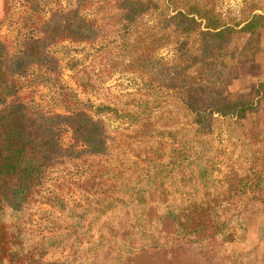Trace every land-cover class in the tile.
<instances>
[{
    "label": "trees",
    "instance_id": "obj_1",
    "mask_svg": "<svg viewBox=\"0 0 264 264\" xmlns=\"http://www.w3.org/2000/svg\"><path fill=\"white\" fill-rule=\"evenodd\" d=\"M26 1L25 24L31 21L34 30L12 64L0 38V264H182L185 250L197 252L203 264H241L228 250L244 226V215L264 205V128L249 132L238 122L264 112V83L257 86L256 102L251 103L234 97L223 85L228 66L254 50L255 39L264 30V6L252 1L241 19L227 23L215 0H77L75 7L52 11L46 21L34 16L38 0ZM92 9L93 16L85 13ZM151 15L153 24L141 26L140 20ZM109 19L132 38L128 70L147 77L153 94L162 95L154 84L177 92L164 97L165 102L155 96L138 104L135 112L125 115L128 123L136 126L162 110L166 116H182L178 119H186L192 129L167 132L176 144L182 143L168 164L145 152L136 153L137 160H120L117 168L99 166L102 174L90 183L92 188L87 185L93 198H86L85 204L69 206L50 194L46 204L59 215L41 212L49 222L48 234L27 230L24 226L42 198L55 158L103 156L109 148L102 122L84 109L30 123V110L19 99L14 77L52 62L48 50L59 42L101 41ZM2 25L0 20V29ZM243 37L245 45L233 49ZM167 46L175 47L172 62L155 56ZM103 61L95 60L75 76L85 93L99 99L108 96L103 88L108 70L96 72ZM168 107L170 111L163 112ZM106 109L112 111L105 107L99 111ZM58 119L64 124H56ZM226 123L242 130L240 135L249 144L244 156L252 165L247 171L232 166L216 180L211 137L218 124ZM61 127L69 128L84 149L63 148ZM179 179L186 189L182 198L166 189ZM97 225L95 239L92 229ZM122 233L125 239L118 245ZM85 243L90 246L83 250ZM67 249L73 252L72 259L46 261L49 254Z\"/></svg>",
    "mask_w": 264,
    "mask_h": 264
},
{
    "label": "rangeland",
    "instance_id": "obj_2",
    "mask_svg": "<svg viewBox=\"0 0 264 264\" xmlns=\"http://www.w3.org/2000/svg\"><path fill=\"white\" fill-rule=\"evenodd\" d=\"M76 1L38 0L39 11L34 16L47 21L51 18L52 11L68 10L75 7ZM252 1H259L264 6V0H215V4L222 19L229 23L231 18L241 19L243 11ZM95 9L85 13L93 16ZM28 10L26 0H0V20H3L0 38L8 46L9 64H12L14 56L20 51L23 40L34 30L31 21L25 24L24 17ZM154 19V15L146 16L140 20V25H152ZM127 36L128 33L116 25V20L109 19L106 36L101 41L96 44L59 42L48 50L52 62L43 66L34 65L23 75L14 77L19 99L30 110L28 116L32 121L30 123L39 124L46 118L51 119L52 115L70 116L71 112L84 109L95 120L102 122L109 148L108 155L103 156L79 154L77 158L68 156L55 158L45 177L42 198L32 211L29 222L24 226L27 230L43 231V234H48L45 226L49 225V222L41 212L59 215L46 204V198L50 194L58 195L69 206L85 204L86 198H93L87 189L92 188V182L102 174L99 166L117 168L120 166L118 163L120 160H137L136 153L137 155L148 153L156 160L162 158L161 163L168 164L175 158V150L180 148L182 143L176 144L174 137L167 132L192 129L191 124H185L186 119H178L182 116L175 114L166 116L162 114V110H157L151 119L143 120V123L136 126L128 123L125 115L135 112L138 104L152 100L155 96L165 102L164 97L174 96L177 92L154 84V88L162 90V95L153 94L147 77L128 70L132 38ZM246 38L235 43L232 48L244 46ZM253 45L252 53L228 66L223 85L228 93L239 99L248 100L249 103L256 102L257 86L264 83V30L260 31ZM155 56L172 62L176 56L175 47L167 46ZM100 58L104 61L97 66L96 72L108 70V79L103 84L108 96L104 99L85 93L75 79L79 71ZM104 107L111 108L112 111L107 109L99 111ZM166 110L170 111L169 107L163 109V112ZM56 124H64V121L58 119ZM238 125H243L249 132L264 128V112L261 110L255 116L249 114L247 119L238 122ZM241 132L237 125L230 127L226 123L216 126L211 137L215 147L216 169L213 178L216 180L224 178L232 166L246 171L251 167L252 163L244 156V146L248 147L249 144L240 135ZM59 136L63 148L75 146L77 150L84 149L69 128L61 127ZM182 138L186 140L189 137ZM241 142L244 143L243 146ZM177 182L179 183L176 186L168 183L166 189L177 198H182L186 196L185 184L181 179ZM92 219L93 216H90L89 220ZM124 219L122 216V222ZM243 220L244 226L238 231L235 242L229 246L228 253L241 264H264V205H257L252 212L244 215ZM98 229L99 225L92 229L95 239L98 238ZM122 236L123 239L120 238L116 244H122L120 240L125 239L123 233ZM89 246L85 243L83 250ZM71 255L73 252L68 249L60 250L49 254L46 261H64L70 257L72 259ZM181 257L182 264L204 263L195 251L185 250Z\"/></svg>",
    "mask_w": 264,
    "mask_h": 264
}]
</instances>
